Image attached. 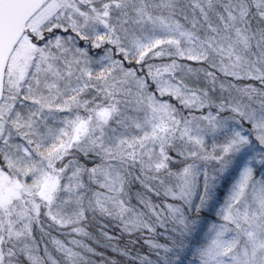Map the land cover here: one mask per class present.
Masks as SVG:
<instances>
[{
  "label": "snow or ice",
  "instance_id": "obj_1",
  "mask_svg": "<svg viewBox=\"0 0 264 264\" xmlns=\"http://www.w3.org/2000/svg\"><path fill=\"white\" fill-rule=\"evenodd\" d=\"M0 264H264V0H0Z\"/></svg>",
  "mask_w": 264,
  "mask_h": 264
}]
</instances>
